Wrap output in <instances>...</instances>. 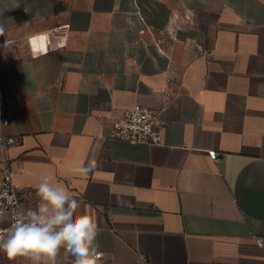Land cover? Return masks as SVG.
I'll return each mask as SVG.
<instances>
[{
  "label": "crops",
  "instance_id": "1",
  "mask_svg": "<svg viewBox=\"0 0 264 264\" xmlns=\"http://www.w3.org/2000/svg\"><path fill=\"white\" fill-rule=\"evenodd\" d=\"M0 25V176L7 159L25 208L50 175L101 264H264V0H0ZM136 104L163 111L161 143L109 134Z\"/></svg>",
  "mask_w": 264,
  "mask_h": 264
},
{
  "label": "clouds",
  "instance_id": "2",
  "mask_svg": "<svg viewBox=\"0 0 264 264\" xmlns=\"http://www.w3.org/2000/svg\"><path fill=\"white\" fill-rule=\"evenodd\" d=\"M128 23L131 25L132 21ZM0 36H5L2 25ZM8 43L10 41L6 39L5 45ZM95 167L92 162L77 165L72 171L87 174ZM36 189L37 206L18 208L10 226L0 229V253L9 260L25 257L31 264H57V257L64 249L73 257V264H101L104 253L99 251L96 243L101 230L95 219L79 214V201L50 175L41 176ZM254 239L259 247L264 248V237Z\"/></svg>",
  "mask_w": 264,
  "mask_h": 264
},
{
  "label": "built area",
  "instance_id": "3",
  "mask_svg": "<svg viewBox=\"0 0 264 264\" xmlns=\"http://www.w3.org/2000/svg\"><path fill=\"white\" fill-rule=\"evenodd\" d=\"M140 32L143 34L145 30L141 29ZM51 44L52 46L48 50L65 47L66 38L64 35L55 33ZM3 124H8L7 115H3ZM167 124L168 121L162 110L136 104L132 108L123 111L112 121L109 134L133 142L159 144L163 141V133ZM16 140L11 135H0V144L4 151L15 144ZM208 154L215 161L219 159V152L216 149H210ZM4 162L6 165L0 176V214H2L0 215V229L10 226L12 216L18 208H25L13 179L11 164L7 159ZM141 259H144V257L141 256Z\"/></svg>",
  "mask_w": 264,
  "mask_h": 264
},
{
  "label": "rangeland",
  "instance_id": "4",
  "mask_svg": "<svg viewBox=\"0 0 264 264\" xmlns=\"http://www.w3.org/2000/svg\"><path fill=\"white\" fill-rule=\"evenodd\" d=\"M56 7L58 6V8H62L64 6H66L67 4L71 5V4H75V3H81L83 0H54Z\"/></svg>",
  "mask_w": 264,
  "mask_h": 264
},
{
  "label": "trees",
  "instance_id": "5",
  "mask_svg": "<svg viewBox=\"0 0 264 264\" xmlns=\"http://www.w3.org/2000/svg\"><path fill=\"white\" fill-rule=\"evenodd\" d=\"M56 8L58 9V6Z\"/></svg>",
  "mask_w": 264,
  "mask_h": 264
}]
</instances>
